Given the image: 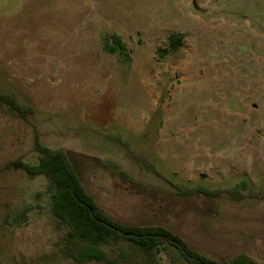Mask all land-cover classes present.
I'll return each mask as SVG.
<instances>
[{"label": "rangeland", "instance_id": "374dc122", "mask_svg": "<svg viewBox=\"0 0 264 264\" xmlns=\"http://www.w3.org/2000/svg\"><path fill=\"white\" fill-rule=\"evenodd\" d=\"M0 94L24 108L0 101V264H76L49 183L11 166L36 142L115 221L264 264V0H0Z\"/></svg>", "mask_w": 264, "mask_h": 264}, {"label": "trees", "instance_id": "16d2710c", "mask_svg": "<svg viewBox=\"0 0 264 264\" xmlns=\"http://www.w3.org/2000/svg\"><path fill=\"white\" fill-rule=\"evenodd\" d=\"M108 39V38H107ZM104 48L128 58L126 45L118 34L109 36ZM167 48L162 54L173 53L182 45L179 33L169 35ZM0 101L21 114V107L13 97L0 94ZM38 153L36 164L15 160L11 166L23 170L29 177L43 176L50 186V211L64 229L60 241L63 257L76 264L101 262L105 264H160L164 252L169 264H258L244 253L224 260H215L195 251L179 235L157 224H122L105 214L85 190L75 169L62 149H52L35 143ZM245 181L233 188H244ZM203 192L218 195L217 190L202 186L186 188L184 194Z\"/></svg>", "mask_w": 264, "mask_h": 264}]
</instances>
